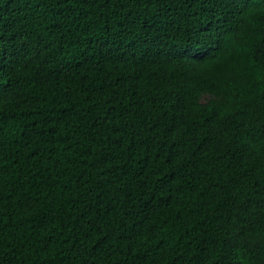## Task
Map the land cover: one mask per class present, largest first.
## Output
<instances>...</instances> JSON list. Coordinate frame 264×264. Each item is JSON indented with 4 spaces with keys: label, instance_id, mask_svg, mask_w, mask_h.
<instances>
[{
    "label": "trees",
    "instance_id": "obj_1",
    "mask_svg": "<svg viewBox=\"0 0 264 264\" xmlns=\"http://www.w3.org/2000/svg\"><path fill=\"white\" fill-rule=\"evenodd\" d=\"M0 264H264V3L0 0Z\"/></svg>",
    "mask_w": 264,
    "mask_h": 264
},
{
    "label": "snow or ice",
    "instance_id": "obj_2",
    "mask_svg": "<svg viewBox=\"0 0 264 264\" xmlns=\"http://www.w3.org/2000/svg\"><path fill=\"white\" fill-rule=\"evenodd\" d=\"M239 2L245 8H252L258 6L260 3H264V0H239Z\"/></svg>",
    "mask_w": 264,
    "mask_h": 264
}]
</instances>
